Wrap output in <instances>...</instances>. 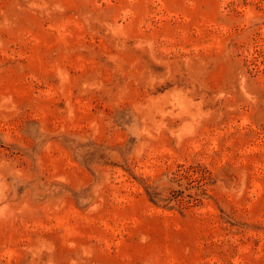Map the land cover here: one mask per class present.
<instances>
[{
	"label": "rangeland",
	"instance_id": "obj_1",
	"mask_svg": "<svg viewBox=\"0 0 264 264\" xmlns=\"http://www.w3.org/2000/svg\"><path fill=\"white\" fill-rule=\"evenodd\" d=\"M0 264H264V0H0Z\"/></svg>",
	"mask_w": 264,
	"mask_h": 264
}]
</instances>
